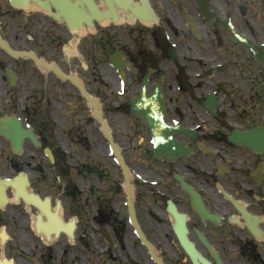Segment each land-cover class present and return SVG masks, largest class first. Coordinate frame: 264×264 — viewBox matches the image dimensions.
<instances>
[{"label":"flooded vegetation","instance_id":"flooded-vegetation-1","mask_svg":"<svg viewBox=\"0 0 264 264\" xmlns=\"http://www.w3.org/2000/svg\"><path fill=\"white\" fill-rule=\"evenodd\" d=\"M73 220L81 264H264V0H0V232Z\"/></svg>","mask_w":264,"mask_h":264},{"label":"rangeland","instance_id":"rangeland-1","mask_svg":"<svg viewBox=\"0 0 264 264\" xmlns=\"http://www.w3.org/2000/svg\"><path fill=\"white\" fill-rule=\"evenodd\" d=\"M10 235V239L7 240L5 244H0V255H8L9 250L10 257L15 259L16 264L44 263L41 259L42 256H40L41 253L29 250V245H38L32 242L30 237L27 239L24 237L23 240H20L19 235L22 236L20 232H12ZM59 243L56 242L48 246L53 252L52 264H81V262L86 259L90 263L94 262L96 259V232H76V241L71 244H65V246H71L65 256L62 255L61 248V243H63V241L60 240ZM48 251V249L47 251L46 249H42L40 252ZM26 257H28V259Z\"/></svg>","mask_w":264,"mask_h":264},{"label":"water","instance_id":"water-1","mask_svg":"<svg viewBox=\"0 0 264 264\" xmlns=\"http://www.w3.org/2000/svg\"><path fill=\"white\" fill-rule=\"evenodd\" d=\"M44 233H45V235H47V237H48L49 235H51L50 232H44ZM59 233H60V232H55L56 235H59ZM70 235H71L72 238H73V236H74L73 232H70ZM178 235H179V238H180L182 244L184 245V247H185V248L191 253V255H192L194 261H197V256H199V257L202 259V261H205V259H203V258L199 255V253L195 250L194 245H193V244L189 241V239L187 238V236H186V232H179ZM48 238L51 239V237H48ZM204 242H205L206 244H208V242H207L205 239H204ZM215 255H216V254H215ZM217 260L220 262V259H219V258H217Z\"/></svg>","mask_w":264,"mask_h":264},{"label":"bare ground","instance_id":"bare-ground-1","mask_svg":"<svg viewBox=\"0 0 264 264\" xmlns=\"http://www.w3.org/2000/svg\"><path fill=\"white\" fill-rule=\"evenodd\" d=\"M51 225H56V223H53ZM52 233H55V232H50V234H52ZM5 234H6V232H2L1 233V239H2V241H5V239H6V235ZM48 237H53V239H55V236H53V235H49ZM43 239L44 240H47L44 236H43Z\"/></svg>","mask_w":264,"mask_h":264}]
</instances>
